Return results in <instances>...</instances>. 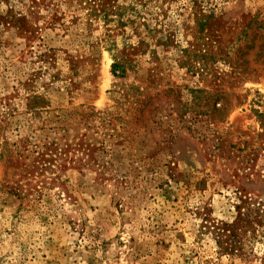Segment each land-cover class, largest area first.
I'll use <instances>...</instances> for the list:
<instances>
[{"label":"rangeland","instance_id":"374dc122","mask_svg":"<svg viewBox=\"0 0 264 264\" xmlns=\"http://www.w3.org/2000/svg\"><path fill=\"white\" fill-rule=\"evenodd\" d=\"M0 264H264V0H0Z\"/></svg>","mask_w":264,"mask_h":264},{"label":"trees","instance_id":"16d2710c","mask_svg":"<svg viewBox=\"0 0 264 264\" xmlns=\"http://www.w3.org/2000/svg\"><path fill=\"white\" fill-rule=\"evenodd\" d=\"M114 68H116V66H114ZM114 74L116 75L117 74V71H114Z\"/></svg>","mask_w":264,"mask_h":264}]
</instances>
